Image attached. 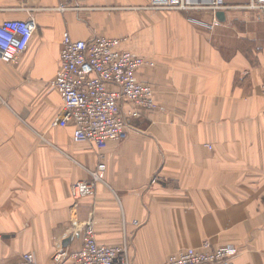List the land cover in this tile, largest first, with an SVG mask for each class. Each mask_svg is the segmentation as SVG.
Wrapping results in <instances>:
<instances>
[{
    "label": "crops",
    "instance_id": "obj_1",
    "mask_svg": "<svg viewBox=\"0 0 264 264\" xmlns=\"http://www.w3.org/2000/svg\"><path fill=\"white\" fill-rule=\"evenodd\" d=\"M250 1L222 0L224 19L208 29L210 10L149 0H0V20L36 22L18 61L0 60V264L70 256L87 221L101 244L125 236L130 264H162L206 241L238 247L233 264H264V10ZM64 32L118 38L153 63L136 79L156 108L131 119L125 140L75 142L59 122L51 82ZM100 154L103 182L74 201L71 185Z\"/></svg>",
    "mask_w": 264,
    "mask_h": 264
},
{
    "label": "built area",
    "instance_id": "obj_2",
    "mask_svg": "<svg viewBox=\"0 0 264 264\" xmlns=\"http://www.w3.org/2000/svg\"><path fill=\"white\" fill-rule=\"evenodd\" d=\"M156 10L212 11L213 19L206 26L220 24L217 11L226 9L222 0H149ZM249 8L264 10V0H251ZM59 9H64L59 6ZM36 31L34 17L28 13L23 19L0 20V60L15 63L27 49ZM120 39L94 35L88 40L73 39L64 32L59 51V68L51 85L62 100L63 112L59 122L73 125L72 140L87 141L104 147L128 137L131 119L155 110L152 87L136 79L137 70L152 65L142 56L117 48ZM260 94L264 97V73ZM100 154L95 168H85L89 178L78 180L70 187L74 201L93 195L98 182H103L106 170ZM136 224V222H134ZM92 221L82 230V246L72 255L57 251L51 264H130L127 239L118 245H105L96 240ZM238 249L232 244L211 246L207 241L200 247H186L170 255L162 264H233ZM16 264H39L31 252L22 255Z\"/></svg>",
    "mask_w": 264,
    "mask_h": 264
},
{
    "label": "water",
    "instance_id": "obj_3",
    "mask_svg": "<svg viewBox=\"0 0 264 264\" xmlns=\"http://www.w3.org/2000/svg\"><path fill=\"white\" fill-rule=\"evenodd\" d=\"M216 17L223 20L224 19V13L223 11H217L216 13Z\"/></svg>",
    "mask_w": 264,
    "mask_h": 264
},
{
    "label": "rangeland",
    "instance_id": "obj_4",
    "mask_svg": "<svg viewBox=\"0 0 264 264\" xmlns=\"http://www.w3.org/2000/svg\"><path fill=\"white\" fill-rule=\"evenodd\" d=\"M209 243V242H208ZM211 246H213L211 243H209ZM228 243H226V244H222V245H227ZM230 244V243H229ZM232 245H234V244H232ZM217 246H221V245H217ZM217 246H214V247H217ZM235 246V245H234ZM236 247V246H235ZM237 249H238V247H237ZM239 251V250H238Z\"/></svg>",
    "mask_w": 264,
    "mask_h": 264
}]
</instances>
